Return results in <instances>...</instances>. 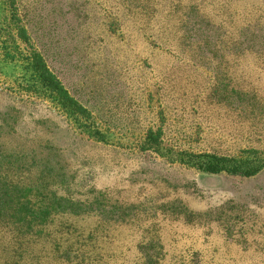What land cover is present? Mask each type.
<instances>
[{"label":"rangeland","instance_id":"rangeland-1","mask_svg":"<svg viewBox=\"0 0 264 264\" xmlns=\"http://www.w3.org/2000/svg\"><path fill=\"white\" fill-rule=\"evenodd\" d=\"M181 153L264 159V0H0V264H264V168Z\"/></svg>","mask_w":264,"mask_h":264},{"label":"trees","instance_id":"trees-1","mask_svg":"<svg viewBox=\"0 0 264 264\" xmlns=\"http://www.w3.org/2000/svg\"><path fill=\"white\" fill-rule=\"evenodd\" d=\"M18 31V36L25 39L24 30H21L18 27ZM253 46V43H248L246 49L253 50ZM30 60L33 72L37 76L39 83L51 94L61 109L74 116L78 114L85 115L86 109L68 93L61 81L48 69L41 54L32 51ZM230 94L232 96H240L241 92L239 90H231ZM160 134V129H157L156 131L149 129L146 132L143 143L152 148L156 147L159 145L158 140ZM184 153H181L182 158L178 159L182 164L191 166L207 174H219L224 172L229 175L252 177L264 168V159H258V157L248 158L241 156L237 158L230 157L229 155H216L209 153H189L188 155H185ZM149 262L157 264L158 260L156 262L155 260L151 261L150 259Z\"/></svg>","mask_w":264,"mask_h":264}]
</instances>
